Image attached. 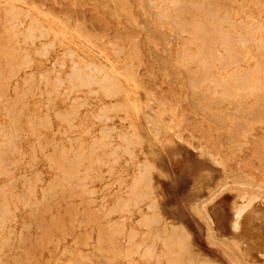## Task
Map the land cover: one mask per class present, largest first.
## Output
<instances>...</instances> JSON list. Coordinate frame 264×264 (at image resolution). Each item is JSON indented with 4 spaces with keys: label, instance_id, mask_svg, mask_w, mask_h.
I'll list each match as a JSON object with an SVG mask.
<instances>
[{
    "label": "rangeland",
    "instance_id": "obj_1",
    "mask_svg": "<svg viewBox=\"0 0 264 264\" xmlns=\"http://www.w3.org/2000/svg\"><path fill=\"white\" fill-rule=\"evenodd\" d=\"M0 264H264V0H0Z\"/></svg>",
    "mask_w": 264,
    "mask_h": 264
},
{
    "label": "crops",
    "instance_id": "obj_2",
    "mask_svg": "<svg viewBox=\"0 0 264 264\" xmlns=\"http://www.w3.org/2000/svg\"><path fill=\"white\" fill-rule=\"evenodd\" d=\"M240 207L238 208L236 214H235V221H234V229L236 231H239L240 229V220L242 219V217L244 216L245 213H243L240 217L238 216V212H239Z\"/></svg>",
    "mask_w": 264,
    "mask_h": 264
},
{
    "label": "bare ground",
    "instance_id": "obj_3",
    "mask_svg": "<svg viewBox=\"0 0 264 264\" xmlns=\"http://www.w3.org/2000/svg\"><path fill=\"white\" fill-rule=\"evenodd\" d=\"M109 80V79H108Z\"/></svg>",
    "mask_w": 264,
    "mask_h": 264
}]
</instances>
